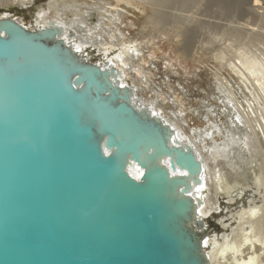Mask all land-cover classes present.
I'll return each mask as SVG.
<instances>
[{"label": "water", "instance_id": "water-1", "mask_svg": "<svg viewBox=\"0 0 264 264\" xmlns=\"http://www.w3.org/2000/svg\"><path fill=\"white\" fill-rule=\"evenodd\" d=\"M63 34L0 18V264H210L194 147Z\"/></svg>", "mask_w": 264, "mask_h": 264}, {"label": "bare ground", "instance_id": "bare-ground-1", "mask_svg": "<svg viewBox=\"0 0 264 264\" xmlns=\"http://www.w3.org/2000/svg\"><path fill=\"white\" fill-rule=\"evenodd\" d=\"M135 1L49 0L47 8L35 16L34 27L54 22L83 56L90 58L94 51L103 57L99 63L108 60L121 71V85L134 91L136 105L161 116L180 141L194 147L204 165V181L196 191L202 200L198 213L204 221L221 212L223 200H227L224 205L235 206L253 191L230 219L219 220L223 232L207 237L204 246L210 264H264V59L246 55L238 50L240 46L233 57L217 47L207 52L200 43L197 46L194 30L187 32L178 24L175 29L159 28L167 27L171 17L158 11L157 1L139 0L143 7ZM0 3L10 7L18 1ZM19 3L26 6L34 0ZM217 4L228 12L236 8L242 15L246 6L258 9L253 22L262 24L264 31V0H218ZM132 8L144 16L130 19L128 9ZM94 13L98 14L95 23L90 22ZM20 19L16 20L26 26ZM155 27L158 33L151 37ZM164 41L177 44V59L154 55ZM189 61L204 65L203 70L182 65Z\"/></svg>", "mask_w": 264, "mask_h": 264}, {"label": "rangeland", "instance_id": "rangeland-1", "mask_svg": "<svg viewBox=\"0 0 264 264\" xmlns=\"http://www.w3.org/2000/svg\"><path fill=\"white\" fill-rule=\"evenodd\" d=\"M15 1H18V4H14L10 7L2 6L0 3V16H4L5 14H11V15H9V17H13L15 19L21 18L20 20H22L25 23L27 29L28 28L35 29V27H34L35 26V23H34L35 19L34 18L41 9L47 8V4H48L49 0H34L33 4H28L26 6H23L21 3H19L20 0H15ZM22 1H28V0H22ZM146 1H148V0H143L144 3H146ZM150 1H152V2L157 1V3H159V5L161 7L160 8L158 6V11H160V9H161L160 13L164 12V13H166V15H169L171 17V21L169 24H167V27H165L164 25H160L159 28H165L166 30H169V29H175L174 27L179 25V27L181 29L186 30L187 32L194 30L195 31L194 37L196 36L195 38H196L197 46L200 43L199 45H201L203 48L205 47V50L207 52H213L212 49L217 47V48H220L221 51H224V54L227 57H233V55H234V54L232 55L233 51L236 52L237 51L236 48H239V46H240V49H238V50H240V51L244 50L245 52L244 51L243 52L246 55L248 53V56L251 55L252 58L264 59V31H262V29H261L262 24L257 23V22L256 23L253 22V21H255L254 16H253V12L255 13L256 11H258V9L254 8L253 10H251V7L248 8V6H246L245 8L250 9V11L246 9V14L242 15V13L240 11H237V10L235 11L236 8L233 11H229V12L224 10V8H222L221 6H219L217 4L218 0H215V3H214V0H191V1L190 0H170V1L165 0L164 2L162 0H159V2H158V0H150ZM188 1H190V2H188ZM139 2H140L139 0L135 1V3H137V4H140ZM169 2H170V4H169ZM161 3L166 4V5L164 4L165 6L163 5L165 8L163 6H161L162 5ZM179 3H180V5H178ZM173 4H174V6L177 5L176 8L173 7ZM193 4L196 6H194ZM140 6L143 7L144 4H140ZM146 6L149 8V10L146 12H148V14H150V7L147 4H146ZM185 6H186L187 10L183 11L181 13L180 11L183 10L181 8L183 7L185 10ZM128 10L130 11L129 12L130 15H128V17L130 19H134L133 18L134 15L144 16L143 12L138 13V11L135 10L134 8L128 9ZM196 12H197V15H196ZM259 12L262 13L261 11H259ZM183 13H185V14H183ZM256 14H257V12H256ZM97 15H98L97 13H94L90 22L95 23V21L97 19V17H96ZM169 27H171V28H169ZM196 27H197V29H196ZM254 27H256V28H254ZM257 29H260V30H257ZM157 30H158V28H156V27L153 30H151L150 36L152 37L154 35H157V33H158ZM252 30H253V32H252ZM254 30H257V31H254ZM261 31H262V34H261ZM239 33L240 34L242 33L241 34L242 36H240ZM249 34H251V35H249ZM181 45H182V43H181ZM176 46H177V44H176ZM176 46H175V44L166 43V41H164L161 44L160 48L155 51L154 55L158 58H161L165 54V56L170 55V56H173L174 59H177L179 57L178 56L179 54H177ZM244 47L246 49H244ZM167 48H168V50H167ZM177 48H178V46H177ZM249 48H250V50H249ZM91 52L92 53H91L90 58L88 57V54H86V58H88V60L95 62L97 60L99 61L100 58H103L102 56H98L97 53H95L94 51H91ZM254 55H255V57H253ZM178 60H180V59H178ZM182 65H184L186 67L189 66L190 68H191V65L196 66L197 68H195V69H199L201 67L200 68L201 70H203V67H204V65H198L195 61H189V62H187V64L182 63ZM206 71L208 72V70H206ZM248 194L252 195L253 191H250ZM249 195L245 196L241 202L236 203L235 206L234 205L233 206L224 205V204H226L224 202L227 200L222 201L223 205H222L221 210H220L221 212L219 214L214 215V218H212L211 220L209 219L211 222L209 225L211 233L208 235V237L211 236L212 234L216 233V232L218 233V231H219V233L223 232V230H221V228H219V230H216L215 225H217L219 223V220H221L222 218L230 219L231 214L237 213L239 211V209L242 208L243 203H247V200L249 199L248 198ZM220 230H221V232H220Z\"/></svg>", "mask_w": 264, "mask_h": 264}]
</instances>
